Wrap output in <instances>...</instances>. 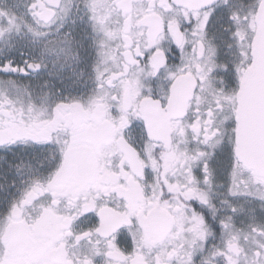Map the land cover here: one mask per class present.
Returning a JSON list of instances; mask_svg holds the SVG:
<instances>
[{
    "label": "snow or ice",
    "instance_id": "snow-or-ice-1",
    "mask_svg": "<svg viewBox=\"0 0 264 264\" xmlns=\"http://www.w3.org/2000/svg\"><path fill=\"white\" fill-rule=\"evenodd\" d=\"M0 264H264V0H0Z\"/></svg>",
    "mask_w": 264,
    "mask_h": 264
}]
</instances>
